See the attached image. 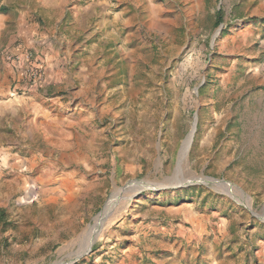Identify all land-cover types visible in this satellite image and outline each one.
<instances>
[{
  "label": "rangeland",
  "instance_id": "obj_1",
  "mask_svg": "<svg viewBox=\"0 0 264 264\" xmlns=\"http://www.w3.org/2000/svg\"><path fill=\"white\" fill-rule=\"evenodd\" d=\"M113 2L54 84L0 52V264H264L258 1Z\"/></svg>",
  "mask_w": 264,
  "mask_h": 264
},
{
  "label": "crops",
  "instance_id": "obj_2",
  "mask_svg": "<svg viewBox=\"0 0 264 264\" xmlns=\"http://www.w3.org/2000/svg\"><path fill=\"white\" fill-rule=\"evenodd\" d=\"M113 1L0 0V52L39 55L49 85L54 84L64 71L91 60L87 48L92 46L85 45L88 38L106 25L115 28L123 22ZM257 1L262 19L264 0Z\"/></svg>",
  "mask_w": 264,
  "mask_h": 264
},
{
  "label": "built area",
  "instance_id": "obj_3",
  "mask_svg": "<svg viewBox=\"0 0 264 264\" xmlns=\"http://www.w3.org/2000/svg\"><path fill=\"white\" fill-rule=\"evenodd\" d=\"M5 57L8 61L15 65H19L25 62L24 65H27L26 70L30 73L32 82L40 85H43L45 83V73L41 65H37L28 60L24 61L21 56L12 53H6Z\"/></svg>",
  "mask_w": 264,
  "mask_h": 264
},
{
  "label": "bare ground",
  "instance_id": "obj_4",
  "mask_svg": "<svg viewBox=\"0 0 264 264\" xmlns=\"http://www.w3.org/2000/svg\"><path fill=\"white\" fill-rule=\"evenodd\" d=\"M193 136H194V133L190 136L189 141H191V139H192ZM110 207H111V204L108 205V206L106 207V209L104 210V214L109 210ZM94 232H95V231H94ZM94 232H92V233H91V236L88 237V238L85 240V242L83 243L82 248H83V247L85 248V246H87V245H89V244L91 243V241H92V235L94 234ZM83 250H84V249H83Z\"/></svg>",
  "mask_w": 264,
  "mask_h": 264
},
{
  "label": "water",
  "instance_id": "obj_5",
  "mask_svg": "<svg viewBox=\"0 0 264 264\" xmlns=\"http://www.w3.org/2000/svg\"><path fill=\"white\" fill-rule=\"evenodd\" d=\"M195 131V130H194ZM193 139V137H192ZM192 139H191V142H192ZM191 144V143H190ZM198 180H195V179H192V180H189V181H186V182H183L181 183L180 185H178L179 187H189L193 184H196ZM124 189H121V191H123Z\"/></svg>",
  "mask_w": 264,
  "mask_h": 264
},
{
  "label": "trees",
  "instance_id": "obj_6",
  "mask_svg": "<svg viewBox=\"0 0 264 264\" xmlns=\"http://www.w3.org/2000/svg\"><path fill=\"white\" fill-rule=\"evenodd\" d=\"M218 20H219V22H220V20H221V16H220V17H218Z\"/></svg>",
  "mask_w": 264,
  "mask_h": 264
}]
</instances>
